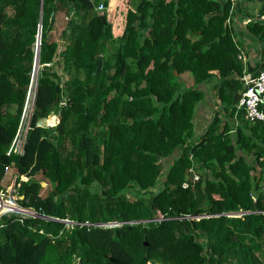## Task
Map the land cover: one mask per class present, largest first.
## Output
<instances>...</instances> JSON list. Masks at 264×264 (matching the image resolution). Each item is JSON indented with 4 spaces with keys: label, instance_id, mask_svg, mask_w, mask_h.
<instances>
[{
    "label": "trees",
    "instance_id": "16d2710c",
    "mask_svg": "<svg viewBox=\"0 0 264 264\" xmlns=\"http://www.w3.org/2000/svg\"><path fill=\"white\" fill-rule=\"evenodd\" d=\"M123 2L114 38L109 0H0V184L12 164L16 202L58 220L3 215L0 264H264V120L232 104L244 68H264V19L243 28L261 55L245 66L226 22L233 0ZM40 9L31 128L23 154L7 156ZM59 13L61 51L49 39ZM204 86L221 111L198 133ZM51 114L55 127L36 125Z\"/></svg>",
    "mask_w": 264,
    "mask_h": 264
},
{
    "label": "built area",
    "instance_id": "2783aa9c",
    "mask_svg": "<svg viewBox=\"0 0 264 264\" xmlns=\"http://www.w3.org/2000/svg\"><path fill=\"white\" fill-rule=\"evenodd\" d=\"M102 9H103L102 5H99L98 10H102ZM249 21L250 20L246 19L245 21H243V24L246 25ZM245 48L246 46L244 47V49ZM245 53L246 52H244V50L240 48L238 59L242 60L245 66L247 63L251 65ZM244 55L246 58H244ZM38 71L35 69L33 70L15 133L6 151L7 156L21 155L24 152L27 135H28L29 129L31 128V118H32L33 110H34ZM242 81H243V90L240 92V99L237 103V108L245 112V118L249 122L263 121L264 120V110L262 106H264V68L257 70L256 73L254 74L250 71H247L245 67L243 76H242ZM55 118H56V121L52 125L41 126L39 124V121L36 123V125L40 127H55L58 124L57 115H55ZM11 170H12V164L7 165L4 168L5 176ZM192 172L194 175L193 179L196 180L198 177L196 176L194 170H192ZM22 179L25 180V178H22ZM15 181H16V175L13 173V179L11 180V183L7 187V191L5 192L0 186V219L5 214L15 213L14 211L5 210V209H2L1 207V204L4 201H7V199H11L15 203H17L15 200V187H14ZM184 186H186V184H184ZM26 216L40 218V216H33V215H26Z\"/></svg>",
    "mask_w": 264,
    "mask_h": 264
},
{
    "label": "crops",
    "instance_id": "0c3cea01",
    "mask_svg": "<svg viewBox=\"0 0 264 264\" xmlns=\"http://www.w3.org/2000/svg\"><path fill=\"white\" fill-rule=\"evenodd\" d=\"M124 0H109L108 6L105 8L106 15L108 22L110 23L112 27V35L114 38L119 37L121 35V32L123 30L124 24H125V6H124ZM234 7L231 9L229 16L227 18V26L232 28L233 30V40H236L237 43L241 44V46L245 47L248 45L249 47H255L254 55L252 56L255 62H252L253 59L249 58L246 54L247 48L244 49L248 61L251 63V65L256 64L260 61L261 55H260V46L253 41V39L246 35L244 33V24L243 21L247 20H254V19H264V0H233ZM120 16L122 19V22L120 21ZM247 47V46H246ZM249 50V48H248ZM257 52V53H256ZM250 53V52H249ZM256 53V54H255ZM255 56V57H254ZM204 89V99L202 102H200L197 106V110L195 113V121L197 123V132H201L205 125H207L209 117V113L211 111V108L207 105L210 104V98H208V91L210 95H213L212 90H207L206 87H203ZM209 100V101H208ZM212 108L216 107L214 103H216V98L211 99ZM54 115L55 114H51ZM204 115L207 116V118L204 119ZM48 118V117H47ZM45 119V118H44ZM209 119V118H208ZM58 120V118H57ZM59 122V121H58ZM205 122V124L202 126V124ZM11 200V199H9Z\"/></svg>",
    "mask_w": 264,
    "mask_h": 264
},
{
    "label": "rangeland",
    "instance_id": "374dc122",
    "mask_svg": "<svg viewBox=\"0 0 264 264\" xmlns=\"http://www.w3.org/2000/svg\"><path fill=\"white\" fill-rule=\"evenodd\" d=\"M99 12H102L103 11V9L102 10H98ZM6 13L8 14V15H10L11 14V10L10 9H6ZM120 21L122 22V19H121V16H120ZM64 23H65V18H64V16L62 15V13H59V14H57L56 15V17H55V22H54V25H53V27H52V30L49 32V39L51 40V41H55L56 43H57V45H58V51H61V50H63V48H64V44H63V42H62V40H61V37H60V32H61V29H62V27H63V25H64ZM249 45V44H248ZM248 45H246L247 47V52H248V54H246L249 58H252L253 59V55H254V53H252V51H254V49H256L255 47H249ZM35 46V45H34ZM35 48V47H34ZM248 48H249V50H248ZM241 49L242 50H244V47L242 46L241 47ZM246 52V53H247ZM250 52V53H249ZM257 53V52H256ZM255 53V54H256ZM255 57V56H254ZM252 62H255V60L253 59V61ZM56 70H57V72L63 77V79L65 78V75L63 74V72H62V70H61V67H57L56 66ZM177 75L175 76V80H177ZM181 78L185 81V83H186V85L187 84H191L192 83V78H191V76H188V75H186V74H183V75H181ZM208 98H210V104H208L207 103V105L211 108V111H210V115H209V119L207 118V116H205L204 115V119L205 118H207V120L209 121L210 120V118H211V116H212V113L214 112V111H217V110H219V108L216 106V107H213L212 108V103H211V99H215L216 97L214 96V95H210V93H209V91H208ZM209 101V100H208ZM215 105H216V103H214ZM219 111H221V110H219ZM51 116H54V115H51ZM55 117V116H54ZM57 118H58V121H59V116L57 115ZM230 121H232V120H230ZM234 121V120H233ZM41 123V122H40ZM39 123V124H40ZM58 123V122H57ZM56 123V124H57ZM203 123V122H202ZM205 124V122L202 124V126ZM41 125V124H40ZM171 158H166V159H164L162 162H163V168L164 169H166L169 165H170V163H171ZM196 172V171H195ZM13 179V173H12V170L11 171H9L7 174H6V176L4 177V179L2 180V182H1V188L6 192L7 191V187L9 186V184L11 183V180ZM143 195L144 194H142V193H137V196L138 197H143ZM8 201H10L9 199H7ZM9 214H13V213H9ZM14 214H18V215H20V216H22V215H24V214H19V213H14ZM242 213H229L228 215H230V216H239V215H241ZM24 216H26V215H24ZM188 217V216H187ZM206 217H208V216H206ZM162 218H153V219H150V220H141L140 222L142 223V224H146L147 222H149V221H157V220H161ZM74 224H76V222H73V221H71V220H67L66 222H65V225H66V229H70V227H71V225H74ZM110 224H113V223H110ZM115 224H117V223H115ZM258 256H259V258L262 260V262L264 263V252H258Z\"/></svg>",
    "mask_w": 264,
    "mask_h": 264
},
{
    "label": "water",
    "instance_id": "95a60500",
    "mask_svg": "<svg viewBox=\"0 0 264 264\" xmlns=\"http://www.w3.org/2000/svg\"><path fill=\"white\" fill-rule=\"evenodd\" d=\"M41 23H42V21H41V9H40V17H39V22H38V26H37V34H36V38H35L34 69L37 70V71L39 69V50H40V38H41ZM101 63H102V58L98 57V59L95 62L96 72H98L100 70ZM240 79L242 80V78H240ZM239 99H240V93H235L233 101H232V104L236 105L238 103ZM42 185H44V183ZM40 218H44V217L40 216ZM187 218H189V217H187Z\"/></svg>",
    "mask_w": 264,
    "mask_h": 264
},
{
    "label": "bare ground",
    "instance_id": "6f19581e",
    "mask_svg": "<svg viewBox=\"0 0 264 264\" xmlns=\"http://www.w3.org/2000/svg\"><path fill=\"white\" fill-rule=\"evenodd\" d=\"M41 122V123H40ZM40 124L43 123V120H40L39 121ZM1 207L2 209H5V210H10V211H14L15 213H20V214H24V215H33V216H43V215H40L38 214L37 212L35 211H32L30 209H27V208H24V207H21L19 206L17 203H15L13 200H10V201H4L2 204H1ZM45 219H49V220H57V219H54V218H49V217H46V216H43ZM58 221V220H57ZM66 222V221H65Z\"/></svg>",
    "mask_w": 264,
    "mask_h": 264
}]
</instances>
